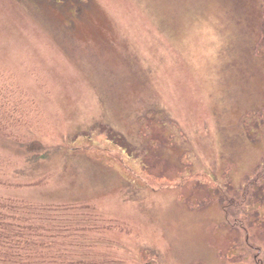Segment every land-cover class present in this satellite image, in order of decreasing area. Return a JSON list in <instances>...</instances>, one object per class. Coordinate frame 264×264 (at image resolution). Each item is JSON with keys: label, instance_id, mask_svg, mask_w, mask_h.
<instances>
[{"label": "rangeland", "instance_id": "1", "mask_svg": "<svg viewBox=\"0 0 264 264\" xmlns=\"http://www.w3.org/2000/svg\"><path fill=\"white\" fill-rule=\"evenodd\" d=\"M262 3L0 0V196L94 208L116 264H264Z\"/></svg>", "mask_w": 264, "mask_h": 264}, {"label": "trees", "instance_id": "2", "mask_svg": "<svg viewBox=\"0 0 264 264\" xmlns=\"http://www.w3.org/2000/svg\"><path fill=\"white\" fill-rule=\"evenodd\" d=\"M40 1L71 7L76 0ZM2 93L5 91H0V98ZM4 97L0 102L8 108L12 98ZM32 146V150L38 149ZM107 225L105 218L87 205L0 196V264H116L119 259L105 236Z\"/></svg>", "mask_w": 264, "mask_h": 264}]
</instances>
